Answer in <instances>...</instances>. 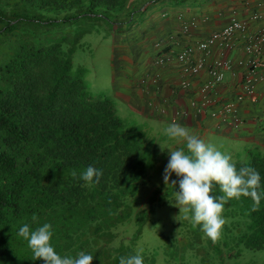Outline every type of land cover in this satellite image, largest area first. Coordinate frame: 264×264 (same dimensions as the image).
I'll return each mask as SVG.
<instances>
[{"label": "trees", "instance_id": "trees-1", "mask_svg": "<svg viewBox=\"0 0 264 264\" xmlns=\"http://www.w3.org/2000/svg\"><path fill=\"white\" fill-rule=\"evenodd\" d=\"M135 1L0 0V264H46L18 235L25 224L30 231L50 224L62 258L84 252L92 264H119L137 254L154 206L136 215L130 244H116V230L134 217L129 200L159 161V139L147 125L122 119L111 98L93 96L89 71L73 62L81 36L91 33L78 34L81 22H105L118 32L141 13ZM234 164L259 173L260 204L250 196L228 200L216 243L202 225L192 227L189 213L190 244L167 240L166 264H181L189 249L203 264L264 251V154L254 150ZM89 166L103 174L86 185L79 177ZM212 195H223L219 185Z\"/></svg>", "mask_w": 264, "mask_h": 264}, {"label": "crops", "instance_id": "crops-1", "mask_svg": "<svg viewBox=\"0 0 264 264\" xmlns=\"http://www.w3.org/2000/svg\"><path fill=\"white\" fill-rule=\"evenodd\" d=\"M136 9H140L132 25L117 27L114 34V95L117 105L120 103L131 112V120L145 124L157 139L166 140L174 150L186 148L184 142L177 143L165 135V129L173 122L188 129L206 143L213 137H224L234 141L237 150L248 154L258 150L264 154V82L257 85L255 94L245 98L238 106L243 125L234 129L231 125L219 124V119L206 112L202 115L191 114L183 118L179 112L188 107L195 90L208 75L202 73L193 78L191 91L179 88L182 78L181 66L173 63L165 67H155L157 55L155 45L173 34L184 43H195L215 31L226 27L236 17L248 22V33L264 29V0H136ZM138 5H141L139 8ZM256 14L261 19H253ZM198 20L199 26L190 37L181 35V21ZM242 43V42H241ZM182 47V46H181ZM199 54L196 58H199ZM219 56L215 53L212 60ZM234 62L244 59L241 50L228 54ZM264 61V45L261 54ZM263 73V70H260ZM224 82L220 94L225 101L234 100L242 94L241 77L224 71ZM156 80V81H155ZM221 103L212 108L220 110ZM233 146V147H234ZM225 147V146H224ZM235 153V152H231ZM232 155V154H231Z\"/></svg>", "mask_w": 264, "mask_h": 264}, {"label": "rangeland", "instance_id": "rangeland-1", "mask_svg": "<svg viewBox=\"0 0 264 264\" xmlns=\"http://www.w3.org/2000/svg\"><path fill=\"white\" fill-rule=\"evenodd\" d=\"M136 6V2L134 3ZM141 5H138L139 8ZM138 10V9H137ZM138 17L137 13L134 14ZM83 34L73 56L75 67H82L89 71L87 82L89 91L93 96H106L117 102L114 95V80L116 69L114 67V34L115 28L105 22H93L89 24L83 21L79 24L78 34ZM116 104V103H115ZM118 115L124 120H131V112L128 108L116 104ZM214 144L222 153L232 157V163L247 162L248 154L245 150H237L234 141L224 137H213ZM159 161L148 175L145 183L140 185L139 192L135 198L129 200V204L134 208V217L120 225L116 233L118 238L116 244L121 240L130 244L138 231L136 215L142 211L149 210L154 206V213L148 216L147 221L142 227L141 234L137 238L134 250L142 257L154 259L155 264H166L167 240L188 246L190 244L189 223L190 214L181 212L175 206V194L179 191V179L175 173L171 179L177 181V186L169 182L164 184L163 174L169 162L170 156L168 149L174 150L166 140L159 139ZM165 149L162 151L161 146ZM225 146V147H224ZM234 146V147H233ZM235 153H231V152ZM232 154V155H231ZM154 201L151 204V201ZM187 217V218H186ZM206 240V239H205ZM203 241L206 244V241ZM179 241V242H178ZM176 264H180L176 262ZM181 264H203L201 257L192 250H187L184 261ZM209 264H264V251H250L244 249L238 258H223L210 261Z\"/></svg>", "mask_w": 264, "mask_h": 264}, {"label": "clouds", "instance_id": "clouds-1", "mask_svg": "<svg viewBox=\"0 0 264 264\" xmlns=\"http://www.w3.org/2000/svg\"><path fill=\"white\" fill-rule=\"evenodd\" d=\"M164 131L170 140L184 142L186 146L177 150L168 149L170 159L163 174L164 184L171 182L177 186V181L171 179L173 173L180 178L179 191L175 194V206L179 208L180 213H191L192 227L202 225L205 235L216 243L221 238L225 224L222 213L228 200L250 196L256 206L260 204L261 197L257 191L260 175L247 166L237 170L230 155L222 153L214 144L206 143L196 135L190 134L188 129L175 122ZM161 149L165 150L162 146ZM102 174L89 166L79 178L85 181L86 185H91L94 177ZM72 176H77L75 170ZM215 185H219L223 195H212ZM33 220H36V216H33ZM51 227L45 223L34 231H30L27 224L19 228L18 235L28 241V246L34 253V260L42 259L46 264H92L93 256L84 252L78 253L76 258H62L58 255L51 244ZM119 264H143V258L139 254L121 257Z\"/></svg>", "mask_w": 264, "mask_h": 264}, {"label": "built area", "instance_id": "built-area-1", "mask_svg": "<svg viewBox=\"0 0 264 264\" xmlns=\"http://www.w3.org/2000/svg\"><path fill=\"white\" fill-rule=\"evenodd\" d=\"M262 15L256 14L253 19H261ZM199 21L192 19L181 21V35L190 37L192 31L197 29ZM176 35L155 45L157 55L153 62L155 67H165L173 63L181 66V81L179 88L184 91L193 89L192 79L198 78L203 72L208 75V80L203 82L190 98L188 107L183 108L179 115L188 118L191 114L202 115L209 112L211 116L219 119L221 125H231L239 129L243 120L239 115V104L255 94L259 83L264 82V61L261 60L264 45V29L255 33H248V22L234 17L230 23L219 31L195 43H184ZM242 42V43H241ZM182 46V47H181ZM239 49L244 54V59L234 62L228 58V54ZM217 53L218 58L212 60ZM199 54V58L196 55ZM229 70L234 76L241 77L242 94L234 100H223L220 94V86L223 84L224 71ZM263 70V73L260 72ZM156 81V80H155ZM221 103L220 110L212 108Z\"/></svg>", "mask_w": 264, "mask_h": 264}]
</instances>
